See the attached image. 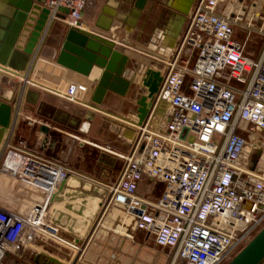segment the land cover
Instances as JSON below:
<instances>
[{
  "label": "built area",
  "instance_id": "built-area-1",
  "mask_svg": "<svg viewBox=\"0 0 264 264\" xmlns=\"http://www.w3.org/2000/svg\"><path fill=\"white\" fill-rule=\"evenodd\" d=\"M225 1H196L176 46L158 60L162 81L148 117L141 125L136 118L137 133L130 152L119 155L124 164L115 181H93L107 191L98 216L114 203L122 205L120 211L136 231L171 251L167 264H228L264 226V175L239 166L247 145L242 124L264 130V17L258 30L263 44L252 59L245 54L251 26L242 24L246 40L235 41L232 25L244 21L220 12ZM86 2L45 0L48 26L60 21L85 31ZM33 62L24 74L0 65V78L17 80L20 87L13 103L15 119L30 88L75 106L90 104L88 83L71 78L57 63L61 74L47 79L54 65L40 58ZM127 72L129 80L134 79L135 72ZM162 104L169 108L168 118L163 130H153V113ZM0 173L42 197L26 215L0 208V264L37 238L81 252L73 264H87L83 250L89 241L81 251L48 222L50 201L60 185L69 175H82L62 162L35 155L13 131L0 147ZM144 179L163 185L155 199L141 195Z\"/></svg>",
  "mask_w": 264,
  "mask_h": 264
},
{
  "label": "crops",
  "instance_id": "crops-1",
  "mask_svg": "<svg viewBox=\"0 0 264 264\" xmlns=\"http://www.w3.org/2000/svg\"><path fill=\"white\" fill-rule=\"evenodd\" d=\"M5 1L6 0H0V5ZM134 1L135 0H87L82 16V25H85L88 29V31L85 30V32L93 34L95 36L97 35L100 38L110 41L111 43H113L116 50L128 56L129 61L134 62L137 65L140 63V60L139 58H135L138 56L134 54H139L141 56H144L145 58H148V56L151 54L150 52L158 50L159 55H162L163 57L168 56L179 41L178 38L180 37L186 25L185 20L183 24L180 21L179 13L176 12V10L170 5L169 6L170 8H172L173 14L171 15V18L167 20L166 0H147V3L140 13L139 17L135 18L133 16ZM182 2L183 1H179V5H181ZM57 23H60L61 25L62 22L56 21L52 24L53 26L50 33L48 34V32H46L45 37L41 45L37 48V51L35 52L34 58L32 60L33 62L34 60L40 58L52 63L54 65L52 68V74L51 77L47 78H51L52 80H56V78L52 76H56L58 78V76L61 74V69L56 64V61H61L63 52L61 50L62 43L67 31L69 30V28H67L65 25H63L65 27V31L61 30L60 27H56L58 26L56 25ZM50 36H52V38L54 39H52L50 43H47L51 38ZM58 36H60L61 41L59 43H55L54 40L57 42L56 38ZM140 64V66L143 68L141 70L137 69V73L139 75H136V77H134L135 79L142 78L144 75L143 69H149L148 67H150L149 64L145 65L142 64V62ZM66 69L68 75L71 78L80 80L81 82L85 81V83L89 84L91 98L94 87L93 80L89 77L83 76L78 72L69 70L68 68ZM151 70L160 74V71L156 70V68H152ZM127 71H129L128 67ZM125 78L129 80V76H125ZM5 79L0 78V97H3L4 99L15 100L18 95V91L15 87H18L19 90V84L17 81H14L10 77ZM111 97L121 98L118 95L108 93L102 105L99 106V109L102 111H99L93 107L90 108V106H87L86 108H89L90 110H93L95 112L97 111L99 112V114L112 112L118 115V119L121 121L128 120L134 122L133 115H131L129 112L130 110H128L127 113L121 114L120 112L117 113L114 109H111V106H109ZM146 102L149 103L148 100ZM13 103L14 101L12 102V107ZM76 109L77 106L75 105L69 104L66 101H63L48 93L40 92L37 89L30 88L27 89L24 93L22 108L20 109L19 117L15 119V117L13 116L14 128L11 127V130L12 128L14 129L13 134L15 135L16 139H22L26 142V144L27 142H29V139L34 136L33 138L36 139V144L34 145L33 143L35 139L34 141H32V143H28L29 145L27 144V147L31 149L32 152L35 151V147L39 148L41 152H45V154L46 152H52L53 150L56 151L61 148L62 141L65 136L76 140L79 138L74 135L75 133L77 135H82L86 134L89 131V123H80V119L78 117ZM162 110L165 111V113H163ZM168 111V107L158 108L156 111L157 114H155L151 119L150 128L153 130H163V125L168 118L165 117L168 114ZM129 125H132V127L134 128L138 126L135 125V123H129ZM41 126L48 127L51 131V134L47 137H43V134L39 131V127ZM242 126L245 128V132L243 133L245 139H247V137H250L252 133H257L258 131H261V136L264 135V130L255 129L253 126H247V124L245 123L242 124ZM33 129L38 130V132H36L34 135ZM125 129H123L122 135L119 136L123 146L125 147L122 148V153L125 151L126 146L132 143L134 136H136L137 133L136 130L132 131L133 128H129L126 130ZM24 133H27L28 136L23 138L22 134ZM45 138H48L47 143L43 142ZM82 142L91 144L86 140H82ZM254 144L258 145L259 143L254 141L253 145ZM245 150L242 153V158L239 161V166H248V169H250L252 172L257 173L258 175H264V166L262 165V163L264 162L263 150H259V152L256 153L257 155L255 154L257 157L255 158V160L249 155H246ZM261 157L262 159H260ZM47 158L49 160H55L54 158L49 156ZM87 179H89L90 181H94L90 178ZM141 186H145L146 189H148V192L150 191L151 193L155 191L156 188L162 190L163 187V185L156 183L151 179H144L140 187ZM160 193L161 191L156 197H158ZM41 198V194L37 191L32 190L31 188L26 187L0 173L1 209L6 211H13L20 215H26L31 209L32 205L35 202L41 200ZM49 211L50 205L48 210V219ZM108 215L109 219L103 224V229H110V231L119 234V236H123L125 242L128 240H133V236L130 235L128 228H130L132 231L136 230L134 229L133 223L130 218H124V214L116 208H110ZM60 233L65 240L74 243L71 236L61 231ZM144 235L145 240H151L152 245L157 247L151 237H147L146 234ZM123 237H121V239H123ZM130 237H132V239H130ZM121 239L118 241V243L122 245L120 249H111L108 246L106 248V246H103L104 244L101 245L97 243L98 234L96 235L94 233L90 238L87 236L83 241L74 244L81 247L82 251L84 245L87 243V241H89L88 246L83 250L84 262L87 264H116L118 263V254L125 253V251L129 250V246H126L125 243H122ZM103 240L109 241V243L114 241L112 237ZM105 241L103 242L106 244ZM44 242L38 243L37 240H35L34 242L25 244V247L22 248L18 253L10 252V254H8L3 260L2 264H5L10 258L23 262L25 264H30L27 262V257L32 258L30 260L31 264H73L74 260L77 259V257L81 254V252L79 251L77 252L58 245V249H55L57 253L53 254L49 252L50 250L46 244L47 241ZM137 245V256L139 258H145L147 256L145 250L146 248L141 246L142 244L140 242L137 243ZM49 257L56 259L59 263L51 262L49 260ZM260 264H264V259Z\"/></svg>",
  "mask_w": 264,
  "mask_h": 264
},
{
  "label": "water",
  "instance_id": "water-1",
  "mask_svg": "<svg viewBox=\"0 0 264 264\" xmlns=\"http://www.w3.org/2000/svg\"><path fill=\"white\" fill-rule=\"evenodd\" d=\"M179 1H183L181 5ZM192 2L193 0L172 2L171 6L179 13L182 23L188 16ZM44 3L45 0H6L0 5V65L14 74H24L27 71L49 29V11L44 7ZM146 3L147 0L134 1L135 18L139 17ZM64 14H67L66 10ZM61 50L73 55L78 62L84 61L88 64L85 76L94 82L90 98L93 108L101 106L108 93L126 96L131 86V81L125 78L129 58L116 50L113 43L85 31L69 29ZM56 63L61 64V61ZM161 81L159 73L150 68L146 69L142 78L146 94L136 102L138 125L148 117ZM147 100L150 102L147 103ZM13 101L14 99L0 97V147L9 132L14 130ZM39 131L46 137L51 134L46 126L39 127ZM185 133L186 130L182 132L181 139ZM47 140L48 138H45L43 142L47 143ZM106 192L105 188L87 178L69 175L51 199L49 223L71 236L75 244L83 241L102 208ZM113 208L124 209L117 203L113 204ZM263 259L264 226L228 264H260ZM49 260L59 263L52 257H49ZM5 264L24 263L10 258Z\"/></svg>",
  "mask_w": 264,
  "mask_h": 264
},
{
  "label": "rangeland",
  "instance_id": "rangeland-1",
  "mask_svg": "<svg viewBox=\"0 0 264 264\" xmlns=\"http://www.w3.org/2000/svg\"><path fill=\"white\" fill-rule=\"evenodd\" d=\"M197 0H193L192 7L190 10L195 8V3ZM258 0H248L249 4H253ZM172 2L174 0H166V6H167V20L171 18L172 8L170 6L172 5ZM227 2L225 1V4L227 5ZM168 4V5H167ZM225 4H222L223 6L220 8V12L225 13L227 6ZM264 4V3H263ZM170 5V6H169ZM177 12V11H176ZM190 12V11H189ZM189 14V13H188ZM234 13H231V15ZM235 15V14H234ZM264 17V5L262 12L258 19L255 20V22L251 25V33L249 35V39L246 41L245 45V54L251 57L252 59H256L258 56V52L260 51L262 44H263V38L258 33L259 28L262 26L261 18ZM187 19L185 18V21ZM244 21V20H242ZM242 24H245L244 22L239 21L237 25L233 24V30H234V39L237 42H245V33L242 31ZM60 27L61 30L65 31L64 24L60 23L56 24ZM52 24L49 26L48 32L52 29ZM54 31V30H53ZM52 33V32H51ZM54 33V32H53ZM51 35V34H50ZM47 43H50L52 41V36ZM57 42L54 40L55 43H59L61 41L60 36L56 38ZM151 54L148 56V58H145L144 56H141L139 54H134L139 58L140 63L142 64H149L150 69L156 68L158 69L160 64L158 63V60H161L163 58L162 55L158 54V50H155L154 52H150ZM142 57V58H141ZM144 59V61H143ZM136 64L134 62L129 61L127 67L129 70H133L137 76L139 75L137 73V69L141 70L143 67H141V64ZM145 71V69H143ZM129 73H126V76H128ZM136 75L134 77H136ZM5 79V78H3ZM6 80V79H5ZM14 80V79H13ZM17 81V80H14ZM17 84V83H16ZM18 91V87H15ZM111 94V93H110ZM146 94V89L142 87L140 84V78L138 79H132L131 86L126 94V96L118 98V97H111V100L109 102V106H111V109L115 110V112L127 113L128 110H130V114L133 115V121L128 120H119L118 115L108 112L105 114H99V112H95L93 110H90L86 107H79L77 106V114L80 119L81 124L89 123L90 128H88V132L86 134H80L76 135L79 139L73 140L72 138H69L67 136L64 137L62 141L61 148L59 150H56L55 153L53 152H41L39 148L35 147V155L48 159L47 157H52L55 160L62 162L67 165L68 168L72 169L73 171L85 176L86 178H90L94 180L95 182L104 184V185H110L112 184L120 169L122 168L124 161L119 158V155H127L131 148L132 143H130L128 146H126L125 151L122 153V148H125L121 142V139L119 138L120 135H122L123 129H129L133 128V130H137L136 128L132 127L130 124H134L136 121V110H137V104L136 102L140 99L141 96H144ZM88 106L90 108L93 107V105L90 103ZM162 108H166L165 104L161 105ZM95 109L102 111L99 109V107H95ZM163 113L165 111L162 110ZM157 114L155 111L153 113V116ZM110 115V116H109ZM115 115V116H114ZM123 119V118H120ZM127 121V122H125ZM37 128V127H36ZM125 129V130H126ZM33 135L38 132L37 129H33ZM133 133V132H132ZM28 134L24 133L22 134V137H27ZM264 136V135H263ZM34 137V136H33ZM30 138L28 143H32L35 138ZM43 137H46V135H43ZM135 138V136H134ZM250 137H247V143L248 145L250 142ZM82 140H86L90 142L91 144H86L82 142ZM134 140V139H133ZM133 142V141H132ZM34 145L36 144V139L33 142ZM29 145V144H28ZM247 145V148H248ZM31 146V144H30ZM37 146V145H36ZM60 146V145H59ZM257 155V154H256ZM255 153H251L249 156L253 159L257 158ZM262 159V157L260 158ZM161 190L159 188H156L155 191L152 193L148 189H146L145 186L140 187V193L141 195L145 196L149 199H155L156 196L159 194ZM109 210L106 212L105 215L96 217L93 226L91 227L88 237H90L93 232L94 234H98V240L97 243L104 244L103 246H107L111 249H120L122 245L118 243V241L123 236H119V234L110 231V229H103V224L109 219ZM130 235L133 236V240H128L125 242L124 237L121 239L122 243H125L126 246H129V250L125 251V253L118 254V263L116 264H167L169 256L172 254L169 249L166 248H158L152 245L151 240H145V235L138 231H132L130 228H128ZM255 235V234H254ZM253 235V236H254ZM109 237H112L114 239L113 242L109 243V241H105L103 239H107ZM38 243H43L44 241H47L42 238L36 239ZM106 242V244L103 241ZM141 243L144 248H146V257H138L136 252L138 245L137 243ZM37 243V244H38ZM45 243V242H44ZM109 243V244H107ZM47 247L49 248V252L56 254L57 251L55 249H58L57 245L53 244L52 242L47 241ZM92 245V244H91ZM35 248V247H34ZM34 250V249H33ZM121 251V250H120ZM119 252V251H118ZM32 258L27 257V262L31 264ZM25 264V263H24Z\"/></svg>",
  "mask_w": 264,
  "mask_h": 264
},
{
  "label": "bare ground",
  "instance_id": "bare-ground-1",
  "mask_svg": "<svg viewBox=\"0 0 264 264\" xmlns=\"http://www.w3.org/2000/svg\"><path fill=\"white\" fill-rule=\"evenodd\" d=\"M227 5L228 6L226 8V14L234 13L238 19L241 18L251 26L255 22V20L259 18L264 4L262 0H258L253 4H249L248 0H228ZM82 29L88 31L85 25H82ZM58 64L63 65L64 67L67 66L69 70L78 72L83 76H85L86 71L88 70L87 63H85L84 61L78 62V59L66 52H62L61 64ZM260 132L261 131H258L257 133H252L250 135L251 143L248 145V148L246 147V155H250L251 153L256 154L257 152H259V150H263L264 152V136H261ZM254 141L258 142L259 144L253 145ZM262 165L264 166V162L262 163Z\"/></svg>",
  "mask_w": 264,
  "mask_h": 264
},
{
  "label": "flooded vegetation",
  "instance_id": "flooded-vegetation-1",
  "mask_svg": "<svg viewBox=\"0 0 264 264\" xmlns=\"http://www.w3.org/2000/svg\"><path fill=\"white\" fill-rule=\"evenodd\" d=\"M47 32H48V31H47ZM49 33H50V31L48 32V34H49ZM52 152H53V153H55L56 151H55V150H53ZM254 160H255V159H254Z\"/></svg>",
  "mask_w": 264,
  "mask_h": 264
}]
</instances>
